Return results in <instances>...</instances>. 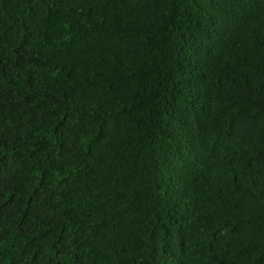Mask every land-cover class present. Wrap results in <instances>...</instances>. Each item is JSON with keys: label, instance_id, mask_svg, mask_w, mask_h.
Listing matches in <instances>:
<instances>
[{"label": "trees", "instance_id": "trees-1", "mask_svg": "<svg viewBox=\"0 0 264 264\" xmlns=\"http://www.w3.org/2000/svg\"><path fill=\"white\" fill-rule=\"evenodd\" d=\"M0 264H264V0H0Z\"/></svg>", "mask_w": 264, "mask_h": 264}]
</instances>
